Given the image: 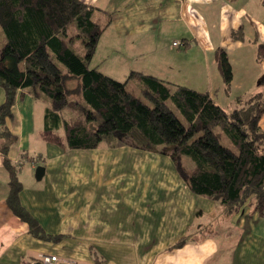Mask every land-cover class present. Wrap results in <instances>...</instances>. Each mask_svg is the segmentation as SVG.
<instances>
[{
    "label": "crops",
    "instance_id": "1",
    "mask_svg": "<svg viewBox=\"0 0 264 264\" xmlns=\"http://www.w3.org/2000/svg\"><path fill=\"white\" fill-rule=\"evenodd\" d=\"M80 1L103 25L90 65L117 81L134 72L130 80L135 83L144 75L191 86L202 65L206 76L197 82L203 85L191 88L212 94L227 110L236 93L262 91L250 88L264 73V60H256L257 46H264V0ZM218 49L232 68L228 93L216 66ZM110 55L124 76L104 72L103 59ZM126 64L132 67L121 68ZM182 70L191 76L185 78ZM4 100L0 85V105ZM46 106L30 91L19 90L6 120L13 140L5 146L0 138V264H37L42 254L56 256V264H264V216L247 205L224 215L219 202L191 192L172 161L154 152L105 143L69 150L44 142ZM259 126L264 131V116ZM4 146L7 159L22 161L21 169L27 170L21 172L19 201L47 239L34 236L8 207ZM39 166L45 171L37 181ZM188 236L194 241L172 249Z\"/></svg>",
    "mask_w": 264,
    "mask_h": 264
},
{
    "label": "trees",
    "instance_id": "2",
    "mask_svg": "<svg viewBox=\"0 0 264 264\" xmlns=\"http://www.w3.org/2000/svg\"><path fill=\"white\" fill-rule=\"evenodd\" d=\"M92 17L91 7L80 0H0L3 144L13 140L6 120L17 92L28 90L47 103L44 142L69 150H91L103 142L111 148L123 145L154 151L172 161L191 192L219 202L224 215L247 205L257 216H264V131L259 126L264 116V73L257 84L262 91L245 98L234 95L229 110L208 92L171 86L152 76H138L136 96L127 88L134 72L119 82L91 67L103 32V25ZM238 34L233 35L238 39ZM181 45L178 42L176 47ZM215 60L228 93L232 68L224 50H216ZM256 60H264L262 44L257 46ZM70 80L77 86L69 91ZM77 93L80 97L73 100ZM5 146L8 207L34 236L47 239L20 204L22 161L11 163ZM184 161L193 167L184 166ZM189 241H194L192 236L181 238L172 249Z\"/></svg>",
    "mask_w": 264,
    "mask_h": 264
},
{
    "label": "rangeland",
    "instance_id": "3",
    "mask_svg": "<svg viewBox=\"0 0 264 264\" xmlns=\"http://www.w3.org/2000/svg\"><path fill=\"white\" fill-rule=\"evenodd\" d=\"M104 38H106V36L104 37ZM113 41V44H114V46H116V47H118V48H121L122 46H121V43L120 42H118L117 40H112ZM102 46H103V43H102ZM102 48V47H101ZM101 57V59L102 58H104L105 57V55H101L100 56ZM114 58V56H108V57H106L105 59H103V60H105L107 63H105L104 65H103V69H104V72H106V73H110V74H113V75H116L117 77L118 76H124V74H125V72H124V70H120V69H116V65H114V62H111L112 61V59ZM127 58V57H126ZM127 61V60H126ZM126 61H124L123 63H126ZM108 64V65H107ZM107 66H110V68L108 69V70H110V72H108L106 69H107ZM125 66V68L126 69H130L132 66H130V65H128V64H126V65H121V68H123ZM199 69L201 70L202 69V72H201V74H198V73H193V77H194V79H191L190 80V85L191 86H185V87H188V88H191V87H194V88H197V89H200L199 87H201L202 85H203V83H201L200 81H198L197 82V80L198 79H200V78H205V76H206V70L204 69V67L201 65L200 67H199ZM103 71V70H102ZM118 71V72H117ZM203 71H205V72H203ZM191 73L192 72H188L187 70H182L181 71V74H183L184 76H185V78H187V77H190L191 76ZM129 75V74H128ZM128 80V79H127ZM126 81V79L124 80V81H122V82H125ZM120 82V81H119ZM185 82V79L183 80V83ZM67 82H66V86H67ZM257 84H258V79L255 81V84H254V87L252 88H250V91H252V89H255V87H257ZM69 85H70V88H76V86H77V83H76V81L75 80H70L69 81ZM136 86H137V84L135 83V81H132V80H130L129 79V81H128V83H127V88H128V90L129 91H131L134 95H138L137 93H138V89L136 88ZM171 86H176V85H171ZM194 88H191V89H194ZM244 88H247V87H244ZM137 90V91H136ZM198 91V90H197ZM78 93H79V90H78ZM76 94L75 96H72V99L73 100H76V98H79L80 96H79V94ZM140 93V92H139ZM236 94H239V93H236ZM252 94V93H251ZM139 96V95H138ZM247 96H249V95H247ZM247 96H243L244 98L245 97H247ZM140 98L143 100V101H145L144 99H143V97H142V95L140 94ZM144 98H145V96H144ZM146 99V98H145ZM147 100V99H146ZM168 104H169V106L172 108V111H174V112H176L175 111V108H174V106L172 105V103L171 102H168ZM176 114H177V112H176ZM44 118V117H43ZM44 127V119L42 120V128L41 129H44L43 128ZM59 133L63 136V133H64V131L63 130H60L59 131ZM103 143V142H102ZM102 143H100V144H102ZM111 148V147H110ZM144 151V150H143ZM154 152V151H153ZM106 154V152H100L99 154ZM124 154H126V155H124ZM129 154H132V152L131 153H129ZM120 156L122 157V158H128V156H127V152L125 153V152H123V151H121L120 152ZM163 157V156H162ZM164 158H167V157H164ZM183 165L184 166H187L188 165V168L189 169H191L192 167H193V165L191 164V163H187V162H183ZM27 170L26 169H19L18 170V176H19V179H21V177H23V173L24 172H26ZM21 172H23L22 174H21ZM34 178H35V172H34ZM197 224V223H196ZM205 227L206 228V223H204L203 225H202V227ZM196 230H197V228H195ZM202 232V231H201ZM203 232H206V229L203 231ZM204 234V233H203Z\"/></svg>",
    "mask_w": 264,
    "mask_h": 264
},
{
    "label": "built area",
    "instance_id": "4",
    "mask_svg": "<svg viewBox=\"0 0 264 264\" xmlns=\"http://www.w3.org/2000/svg\"><path fill=\"white\" fill-rule=\"evenodd\" d=\"M174 47L178 46V42H174L172 44ZM59 259L56 256H51L47 254H42L38 258L37 264H56Z\"/></svg>",
    "mask_w": 264,
    "mask_h": 264
},
{
    "label": "water",
    "instance_id": "5",
    "mask_svg": "<svg viewBox=\"0 0 264 264\" xmlns=\"http://www.w3.org/2000/svg\"><path fill=\"white\" fill-rule=\"evenodd\" d=\"M44 171H45V168L42 167V166H39V167L36 168V170H35V179L37 181H39L42 178V176L44 175Z\"/></svg>",
    "mask_w": 264,
    "mask_h": 264
}]
</instances>
